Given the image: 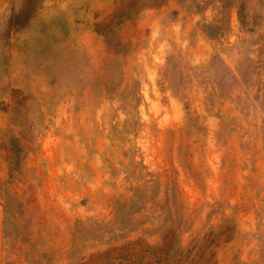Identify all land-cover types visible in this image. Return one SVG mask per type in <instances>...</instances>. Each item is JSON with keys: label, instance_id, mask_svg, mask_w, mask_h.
<instances>
[{"label": "rangeland", "instance_id": "374dc122", "mask_svg": "<svg viewBox=\"0 0 264 264\" xmlns=\"http://www.w3.org/2000/svg\"><path fill=\"white\" fill-rule=\"evenodd\" d=\"M244 1L0 0V264L136 240L167 245L151 264H264V0Z\"/></svg>", "mask_w": 264, "mask_h": 264}, {"label": "trees", "instance_id": "16d2710c", "mask_svg": "<svg viewBox=\"0 0 264 264\" xmlns=\"http://www.w3.org/2000/svg\"><path fill=\"white\" fill-rule=\"evenodd\" d=\"M230 2L231 5L239 8L240 13L247 7V3L244 0H230ZM127 14L128 13H126L125 9L116 11L112 19L108 23L102 25L103 27L100 26V29L98 30H105L109 28L113 22L117 23L124 18H129V15ZM11 171L12 170L10 169V172ZM165 247H167V245L160 248L150 247L149 245L142 243L141 240L127 241L121 246L105 250L100 258H98L99 260L97 262L95 260H90L88 262H77L74 264H151L150 261L146 260L149 258H159V261L166 259L168 252H166ZM180 253H184V249L177 247L174 250V255Z\"/></svg>", "mask_w": 264, "mask_h": 264}]
</instances>
